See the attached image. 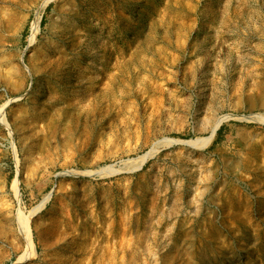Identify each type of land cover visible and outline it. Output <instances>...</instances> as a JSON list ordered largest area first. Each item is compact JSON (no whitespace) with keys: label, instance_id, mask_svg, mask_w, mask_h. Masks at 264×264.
Wrapping results in <instances>:
<instances>
[{"label":"rangeland","instance_id":"rangeland-1","mask_svg":"<svg viewBox=\"0 0 264 264\" xmlns=\"http://www.w3.org/2000/svg\"><path fill=\"white\" fill-rule=\"evenodd\" d=\"M0 264H264V0H0Z\"/></svg>","mask_w":264,"mask_h":264},{"label":"bare ground","instance_id":"bare-ground-1","mask_svg":"<svg viewBox=\"0 0 264 264\" xmlns=\"http://www.w3.org/2000/svg\"><path fill=\"white\" fill-rule=\"evenodd\" d=\"M221 120V119H220ZM223 120V119H222ZM222 122V121H221ZM220 122H217L216 124H214L215 126L211 129V134L209 136L210 139H213V137L215 136V133H216V130L218 129L219 127V124Z\"/></svg>","mask_w":264,"mask_h":264}]
</instances>
